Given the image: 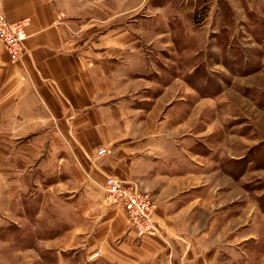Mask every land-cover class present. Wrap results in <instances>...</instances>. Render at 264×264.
Returning a JSON list of instances; mask_svg holds the SVG:
<instances>
[{"label":"crops","instance_id":"obj_1","mask_svg":"<svg viewBox=\"0 0 264 264\" xmlns=\"http://www.w3.org/2000/svg\"><path fill=\"white\" fill-rule=\"evenodd\" d=\"M105 4H113L111 14ZM0 8L9 21L29 19L19 62H11L0 44V134L15 144L31 140L38 152L73 148L95 187L111 175L153 196L161 236L137 240L129 233L130 253L161 255L169 241L176 258L189 264H264L260 238L247 243L251 237L240 234L236 244L224 239L252 215L253 209L241 212L243 204H255L256 217L264 214L260 181H249L263 172L264 144L248 154L242 143L239 152L215 149L188 129L178 140L166 134L167 111L158 115L165 100L153 103L149 91L158 82L157 59L142 34L150 20L120 24L118 0H0ZM161 8L167 20L170 9ZM255 104L264 112V96ZM99 148L107 154L97 159ZM116 213L96 220L91 236L101 237L109 261L108 247L126 233Z\"/></svg>","mask_w":264,"mask_h":264},{"label":"rangeland","instance_id":"obj_2","mask_svg":"<svg viewBox=\"0 0 264 264\" xmlns=\"http://www.w3.org/2000/svg\"><path fill=\"white\" fill-rule=\"evenodd\" d=\"M118 1L120 24L150 20V29L144 27L142 34L157 59L153 73L158 82L149 91L155 95L153 103L160 97L165 100L158 115L167 111L162 122L166 134L178 140L188 129L215 149L239 152L242 143L248 154L264 144V112L255 104L264 96V0H155L152 7L145 5L148 0ZM161 7L170 9L167 20ZM112 9L113 4H105L108 14ZM226 126L234 133H225ZM23 140L15 144L0 134V264H189L176 258L169 241L161 255L150 257L134 248L130 253L125 217L105 204L100 183L95 187L75 149L57 146L55 152H38L33 141ZM256 180L264 204V169L249 179ZM245 189L241 185V193ZM150 197L156 219L157 204ZM252 204H243L241 212L254 213ZM115 211L126 233L108 247L109 261L101 237L91 236L95 221L111 214L112 219ZM253 213L241 221L245 227L224 239L236 244L241 234L251 237L247 243L260 238L264 244V214ZM157 228L161 233L158 222Z\"/></svg>","mask_w":264,"mask_h":264},{"label":"built area","instance_id":"obj_3","mask_svg":"<svg viewBox=\"0 0 264 264\" xmlns=\"http://www.w3.org/2000/svg\"><path fill=\"white\" fill-rule=\"evenodd\" d=\"M28 25L27 18L9 21L0 8V44L13 63L19 62L23 57ZM97 154L104 156L107 151L99 148ZM99 188L105 196V204L123 214L128 231L135 239L161 236L153 215V202L148 193L140 191L135 184L111 175L104 178ZM98 255L99 253L94 254L90 259Z\"/></svg>","mask_w":264,"mask_h":264}]
</instances>
